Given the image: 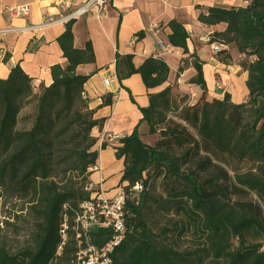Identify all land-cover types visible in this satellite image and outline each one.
Returning <instances> with one entry per match:
<instances>
[{
    "label": "trees",
    "instance_id": "1",
    "mask_svg": "<svg viewBox=\"0 0 264 264\" xmlns=\"http://www.w3.org/2000/svg\"><path fill=\"white\" fill-rule=\"evenodd\" d=\"M247 2L230 9L209 8L199 21L206 26H227L211 39L234 47L241 56L248 101L234 104L228 94L222 100L209 99L204 63L190 56L179 72L188 68L191 60L196 75L190 84L199 87L203 95L196 104H187L190 107L183 109L181 119L195 130L199 141L181 125L167 123L174 103L168 86L150 93L149 106L141 109L149 134L160 139L153 146L147 145L137 128L115 147L117 160L124 162L123 189L130 193L138 183L145 187L138 198L128 200L129 233L115 252L116 264H264V0ZM74 22L66 24L57 40L68 65L51 67L50 86L35 88L33 79L19 65L7 79H0V199L25 203L36 222L30 246L11 253L0 245V264H72L76 253L71 241L57 257L59 227L64 214L72 219L79 206L92 197L87 188L99 158L93 131L102 128L104 120L95 119V112L83 98L90 76L78 74L77 68L94 64L95 54L90 43L84 49L75 47ZM169 26L171 46L188 55L189 33L176 21ZM221 56L229 62L226 52ZM118 59L120 81L140 75L148 91L168 82L170 69L161 59L148 58L139 68L133 64V56ZM31 104L35 105L31 126L21 130L20 116ZM200 150L205 152L200 156L203 161L187 170V160L196 152L200 155ZM177 151L182 153L177 155ZM218 159L223 164L232 159L255 167L237 174L232 183L227 171L216 165ZM151 172L165 184L162 206L176 207L188 217V226L186 220L177 227L182 234L190 231L193 243L187 252L172 247L169 231L157 229L148 219L157 203L146 189L153 180ZM251 195L258 203L243 197ZM92 234L98 247L109 235L100 230Z\"/></svg>",
    "mask_w": 264,
    "mask_h": 264
},
{
    "label": "crops",
    "instance_id": "2",
    "mask_svg": "<svg viewBox=\"0 0 264 264\" xmlns=\"http://www.w3.org/2000/svg\"><path fill=\"white\" fill-rule=\"evenodd\" d=\"M86 1L0 0V79H7L11 70L19 65L33 79L35 88L50 86L51 67L68 65L57 40L66 30V24L58 21L69 12L63 11L59 4L68 2L74 11ZM245 5V0H109L104 18L98 19L93 10L75 20V47L84 49L90 43L95 54V63L79 66L77 73L90 76L84 87L89 108L95 112L96 120H104L103 127L93 131L97 140L94 151H98L99 158L90 180L107 197H113L123 188L124 162L115 156L120 140L138 128L145 144L153 146L156 141L149 134V125L142 121L141 109L149 106V94L170 86L177 102L187 97V104L194 105L202 97V90L190 84L196 75L191 60L189 67L179 72L183 61L190 56L195 55L204 63L209 99L222 100L228 94L234 104L248 101L247 73L239 65L241 56L237 50L225 47L223 52L230 57L225 63L224 56L214 55L212 48L202 41L208 35L225 32L227 26H206L199 21V16L209 8ZM18 7H28V14L13 16L10 10ZM51 21L57 23L41 27ZM173 21L189 33L188 55L170 44L169 24ZM126 56H133L136 68L151 57L166 62L170 69L167 84L148 91L140 75L120 81L117 61ZM106 101L111 104H105ZM109 137L118 138L109 142ZM103 144H106L105 149H102Z\"/></svg>",
    "mask_w": 264,
    "mask_h": 264
},
{
    "label": "built area",
    "instance_id": "3",
    "mask_svg": "<svg viewBox=\"0 0 264 264\" xmlns=\"http://www.w3.org/2000/svg\"><path fill=\"white\" fill-rule=\"evenodd\" d=\"M108 1L87 0L84 5L74 11H71L72 4L61 2L59 7L69 13L60 19L58 23L67 24L93 10H96L97 18L102 19L106 16ZM245 1L247 4V0ZM10 12L15 17H23L28 14V7L14 8ZM55 23L57 22L51 21L41 27ZM211 36L204 37L202 41L212 48L214 55H219L224 51L225 46L218 42H212ZM160 46L162 47V44ZM83 98L87 100L85 92L83 93ZM117 138L109 137L108 140L109 142H113ZM92 170H95V168ZM87 189L93 193L91 199L83 202L79 206L72 219L67 214L63 216L59 227L60 244L57 249V257L62 256L69 243L74 241L76 253L73 257L72 264H116L114 261L115 252L123 244L129 233L127 224L128 200L130 197L138 198L145 189L144 184H136L130 190V193H127L125 189L121 188L111 198L107 197L92 184ZM96 230L109 233L107 242L102 247L94 244V236L92 233Z\"/></svg>",
    "mask_w": 264,
    "mask_h": 264
},
{
    "label": "rangeland",
    "instance_id": "4",
    "mask_svg": "<svg viewBox=\"0 0 264 264\" xmlns=\"http://www.w3.org/2000/svg\"><path fill=\"white\" fill-rule=\"evenodd\" d=\"M222 54L223 52L219 55L221 56ZM243 62L247 63L248 61L243 60ZM34 106V104H31L22 112L18 126L19 129L24 130L30 128L33 120L32 117L34 113ZM188 107L190 106L187 105V97L179 102L174 100L173 107L168 114L167 123L172 127L181 125L187 130V133H189L191 137H193L196 141H199L195 130L188 126L181 119L183 109ZM25 117H28V120H25ZM155 138L157 139L156 141H158L160 136L156 135ZM181 153L182 152L177 151L176 154L180 155ZM204 155V150H200V155H198V152L194 153L193 159L187 160V167L185 168L187 170L194 169V164H198L199 162L203 161V159H200V156L202 157ZM222 162L223 160L221 159L215 160L216 165L227 171L232 183L234 181V177L237 174H243L252 171L255 167L250 162H237L232 159L226 160L228 164H223ZM151 174L153 180L150 182L149 186L146 187V189L150 191L157 203L152 205V212L148 214V219L150 220L151 225L157 229L165 228L169 231L167 235L172 247H174L177 251L187 252V249H189L193 243L192 236L190 231H187V234H182L181 230H179L177 227L179 226V228H181L182 224L186 220L188 226V217L185 218L183 212L176 207L173 208L169 205H166V207L162 206L163 199L166 197L164 193L165 184L162 182V178H156L155 174L152 172ZM198 174L202 175L203 178L206 176V174L202 172H199ZM243 197L247 198V201L251 200L252 202L258 203L257 198L254 195ZM189 208L190 204L187 203V209ZM35 231V216L25 203L10 198L0 199L1 246L6 247L11 253H16L30 246L35 235Z\"/></svg>",
    "mask_w": 264,
    "mask_h": 264
}]
</instances>
